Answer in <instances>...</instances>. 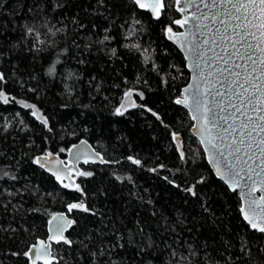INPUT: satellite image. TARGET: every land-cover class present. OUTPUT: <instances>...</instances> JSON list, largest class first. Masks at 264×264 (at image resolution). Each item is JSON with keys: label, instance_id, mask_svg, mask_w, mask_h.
<instances>
[{"label": "trees", "instance_id": "1", "mask_svg": "<svg viewBox=\"0 0 264 264\" xmlns=\"http://www.w3.org/2000/svg\"><path fill=\"white\" fill-rule=\"evenodd\" d=\"M179 17L175 5L155 19L131 0H0V264H31L25 253L59 212L73 223L55 264H264V235L174 102L189 81L165 36ZM129 89L135 105L117 115ZM80 140L108 163L83 166L92 175L77 189L33 162L65 158Z\"/></svg>", "mask_w": 264, "mask_h": 264}, {"label": "snow or ice", "instance_id": "2", "mask_svg": "<svg viewBox=\"0 0 264 264\" xmlns=\"http://www.w3.org/2000/svg\"><path fill=\"white\" fill-rule=\"evenodd\" d=\"M200 2L208 8V13L200 9L197 0H134L140 8H145L146 5L151 8L155 12L156 19L174 5L179 6L176 7V11L180 13H183L188 5H196L193 18L196 21L194 27L198 31L189 30L191 40H188L186 33L175 32L171 27L167 29L171 37L182 38L181 47L184 46L183 42L187 41L188 52L192 55L195 68L199 70L196 74L197 83L189 84L183 90V97H178L174 102L189 108L193 112L192 118L200 121L198 130L201 134V143L207 146L205 153L215 165V172L232 191H237L239 188L242 193L241 200L246 205L240 208L244 221L253 231L264 235V0H200ZM209 13L213 23L218 20L222 25L215 28L210 41L203 32L199 31L208 27L206 24L201 25L200 20L201 18L207 20ZM188 19L189 17L176 19L173 23L184 27ZM33 31V28H28V33ZM205 45L209 47L205 48ZM212 45L219 47L220 51L216 52ZM208 52H212L213 55L205 59ZM209 61L220 62L215 72L208 75L218 74L216 83L223 86V91L216 89L213 93L209 84L202 86L199 82L201 79L207 80L202 65L207 66ZM53 70L50 68L49 72ZM4 80V75L0 73V83ZM226 94V104L223 101H216L210 106L209 96L215 100V97L223 98ZM0 98H3V102H8V97L3 91H0ZM25 107L35 108L34 105H25ZM122 107L123 105L116 108L117 115L123 114ZM35 114L34 111L33 115ZM237 120H239L238 124ZM42 122L47 123L46 119ZM173 139H176L175 133ZM51 157L52 153H48L46 157H37L33 162L46 167L45 161ZM128 160L136 165L141 164L140 160L131 156ZM4 175L8 174L4 173ZM81 175L91 176L92 173L86 172ZM11 178L15 179V177ZM57 179H60L58 175ZM185 191L193 196L197 194L195 186ZM256 191L262 194L257 197ZM77 208H83V205L77 203L68 205L69 212ZM84 210L88 211L87 208ZM64 220L66 217L57 220L53 216L48 223L51 226L53 221H56V243L63 241L70 245L71 241L60 235L64 230ZM67 223L71 224L72 221L69 220ZM53 238L50 235L48 240ZM38 244L43 245V248L33 245L25 253L30 259H32L30 254L34 253L32 264H35V260H39L42 255H51L50 244L44 240H39Z\"/></svg>", "mask_w": 264, "mask_h": 264}, {"label": "water", "instance_id": "3", "mask_svg": "<svg viewBox=\"0 0 264 264\" xmlns=\"http://www.w3.org/2000/svg\"><path fill=\"white\" fill-rule=\"evenodd\" d=\"M131 1L134 2V0H131ZM197 4L199 5L200 9L203 12H206V13L209 12L208 8H205L203 3L200 2V0H197ZM181 6H183V5H181ZM176 7H179V6H175V9H176ZM138 8L142 11H149L151 13L152 17L154 18L155 12L151 8H149L147 5L145 8H140V7H138ZM195 10H196V5H188L187 7H185V11L183 13H180L177 11L180 14V17L178 19H183L184 17H189V19H188V21L184 27H180V26L174 24V28H172L173 31H175V32H183V33L188 34V40L192 39V36H191V33L189 30H191V32H197L198 31L194 27L196 21L193 18V12ZM200 23H201V25H205V24L208 25L207 28H201V29H199V31L203 32L205 34V37L208 38L209 41L211 40V36H212L215 28L217 26L222 27V25L219 24L218 20L216 23H213L211 13H209V18L207 20L201 18ZM167 29L165 30V36H166L167 40L170 43H172L178 49V51L182 54V56L185 60L186 70L189 73V81L182 88L180 96H179L180 98H182L184 95L183 90L189 84L195 85L197 83L196 74L199 70L195 68V65L193 64L192 55L188 52L189 45H188L187 41H184L183 42L184 46L181 47L182 38L179 36L171 37V33H169L167 31ZM204 47L208 48L209 45H205ZM212 47L215 49L216 52L220 51L219 47H217L215 45H212ZM212 55H213L212 52H208L205 59H207L208 56H212ZM218 66H220L219 61H209L207 66L202 65L203 71H204L205 75L207 76V80L201 79L199 81L202 86L206 83L209 84V87H212L213 93L216 91V89H220L221 91L224 90L222 85L216 83V79H217L218 74L217 75H208L209 73H214L216 70V67H218ZM213 85H215V86L213 87ZM202 90H203V88H202ZM208 99H209L210 106L214 105L216 103V101H223V103L226 104L227 103V94L223 98L222 97H215V100H213L212 97L209 96ZM179 106H181L182 108H184L187 111V113H188V115L192 121V126L190 128V132L199 142V144L202 148V151L205 155L206 162L209 165L211 171L213 172V174L218 179H220L230 189L229 185L227 183H225L224 180L221 179L219 177V175L215 172V165L210 162L208 156L205 153V148L207 146L205 144L201 143V134L198 130L199 125H200V121L194 120L192 118L193 112L190 111L189 108H186L182 105H179ZM217 111H218V109H217ZM238 123H239V120H237V124ZM82 141L84 143H82ZM226 151H227V149H226ZM77 155L79 156V158H77ZM41 156L46 157L47 154H41V155H38L37 157H41ZM107 163L108 162L103 158V156L99 152H97L87 141L80 140L79 142L73 144L68 149L65 158L60 157L58 154H52V157L49 160L45 161L46 167H41L40 164H38V163H35V164L38 168H40L45 173L50 175L60 187L65 188V185H68L67 188H69V189H77V187H78L77 177H79L81 175L83 166H86V165H104ZM53 173H56V175H54ZM57 175L60 177L59 180L57 179ZM242 183H243V181H242ZM257 187H259V185ZM233 192H236L240 198V202H241L240 208L242 206H246L245 202H243L241 200L242 193L240 192L239 188L237 189V191H233ZM261 194L262 193L259 191L255 192V195L257 197L260 196ZM53 216H55L57 218V220H60L61 217H66V220L63 221L64 230L60 233V235L62 237L67 238L66 234H67L68 230L70 229V227L72 226V223H73L72 218L66 212H59ZM241 216H242V214H241ZM52 217H51V219H52ZM69 220L72 221L71 224L67 223V221H69ZM55 226H56V221H53L51 226L49 225V223L47 224V239L44 240L48 244L51 245V248H50L51 255H49V256H43L42 255L39 260H35V264H55V263H57V259L53 255L52 247L55 245H58V244H62L63 241H61L60 243H56L57 237H56ZM50 228H51V231H50ZM50 235L54 237L52 240H48V237ZM38 241L39 240H37L36 243L33 245H36V247H39V248H43V245L38 244ZM63 244H65V243H63ZM33 245H31V246H33ZM67 245H69V244H67ZM30 255L32 256V259H30L29 256H27V258H28L29 262L32 264V260L34 259V253H31Z\"/></svg>", "mask_w": 264, "mask_h": 264}, {"label": "rangeland", "instance_id": "4", "mask_svg": "<svg viewBox=\"0 0 264 264\" xmlns=\"http://www.w3.org/2000/svg\"><path fill=\"white\" fill-rule=\"evenodd\" d=\"M126 93H130V95H126ZM135 93H137V91L134 89H129L125 92L123 99H122L120 105L118 106V107H121V105H123V107L121 108L122 113L125 112L128 108H132L135 105V101L133 98V95ZM175 141H176L178 149L181 150V145H180L179 141L177 140V138L175 139Z\"/></svg>", "mask_w": 264, "mask_h": 264}]
</instances>
